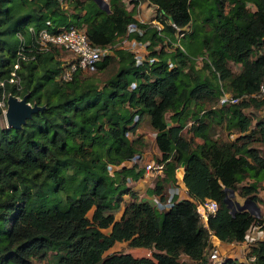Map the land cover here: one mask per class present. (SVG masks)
I'll return each instance as SVG.
<instances>
[{
    "label": "trees",
    "instance_id": "trees-1",
    "mask_svg": "<svg viewBox=\"0 0 264 264\" xmlns=\"http://www.w3.org/2000/svg\"><path fill=\"white\" fill-rule=\"evenodd\" d=\"M68 1L69 10L58 0H0V98L9 93L42 106L17 127L0 125V264H31L33 259L43 264H264L263 221L246 208L231 211L224 200L232 189L256 201L255 190L264 179V154L247 143L214 136L210 123L223 117L227 130L241 132L250 122L242 109L261 107L264 100L247 95L205 106L218 100L221 81L234 95L255 89L264 70V0H147L180 27L189 26L179 38L182 48H160L158 60L140 64L129 50L114 48L96 61L95 68L114 58L118 64L101 85L82 77L80 70L68 79H56L61 68L58 51L45 50L20 60L15 87L6 78L18 34L28 39L29 25L83 27L92 44L104 45L136 20L137 0L128 8L124 0H106L108 11L93 0ZM164 26L172 32L171 26ZM132 34L147 37L150 45L161 39L152 27ZM196 57L199 67L194 65ZM167 58L173 66L166 65ZM230 62L240 68L231 70ZM144 114L154 130L156 159L163 161V173L149 192L162 197L174 180V167L183 162L188 197L176 198L161 210L138 199L126 184V176L137 178L141 168L106 167L142 151L135 130ZM255 122L264 127V118ZM195 136L199 140L193 142ZM123 193L130 199L114 218ZM205 196L217 203L207 226L195 210V201ZM254 223L263 230L250 249L252 259L211 260L214 246L208 230L221 240L240 241ZM121 240L154 250L151 256L105 252ZM181 253L193 262L179 259Z\"/></svg>",
    "mask_w": 264,
    "mask_h": 264
},
{
    "label": "built area",
    "instance_id": "built-area-1",
    "mask_svg": "<svg viewBox=\"0 0 264 264\" xmlns=\"http://www.w3.org/2000/svg\"><path fill=\"white\" fill-rule=\"evenodd\" d=\"M61 6H65V0H58ZM131 2L133 0H125ZM138 1V0H137ZM172 27V32H168L165 23ZM152 27L156 35L161 37L160 40L150 45V40L147 37L139 38L132 33L143 34L144 31ZM189 29V26L180 27L169 16L160 14L151 19H137L129 21L126 25V29L123 35L119 36L114 42L104 45H94L87 38V35L83 27L75 25L60 26L52 30L46 26L35 28L31 25L27 27L29 38L25 39L21 34H18L19 43L15 50V60L12 63V67L9 70V76L6 78L8 82H11L15 87H19V75L16 69L19 67L20 60H27L35 58V55L45 50L56 49L58 51L57 58L59 59V65L61 66L58 73L55 75L56 79H68L71 77L72 72L75 70L89 71L95 68L96 61L104 54H112L114 48H125L132 54L135 64H140L144 59L148 63L158 60L156 52L161 48L168 50L173 47L182 48L179 38ZM132 34V35H130ZM154 52V53H153ZM200 60L199 57H197ZM166 65L171 67L174 62L166 59ZM2 83V81H0ZM133 83L134 82H130ZM132 85V86H133ZM9 94V93H8ZM254 96L264 100V70L257 82L255 89L249 93L231 94L229 92L221 91L218 95V104L223 101L236 102L243 96ZM7 96V95H6ZM0 98L1 110L4 111L6 102L5 98ZM3 113V112H2ZM137 118V114L133 115V119ZM154 135V130H153ZM145 153L134 152L128 158L122 160L118 164L107 163L108 170H112L120 165L133 166L134 169H142V173L137 178L133 179L130 176H126V182L139 179L142 182L154 184V180L157 176H161L163 173V161L157 160L152 156L145 157ZM183 165L178 163L173 169L174 180L165 187L163 196L157 192H150L148 195L143 193V199L148 200L156 209L161 210L167 208L174 199L180 197H188L182 180ZM181 187H183L181 191ZM142 199V198H139ZM217 207V203L213 198L205 196L201 200L195 201V210L198 213L200 222L206 225L207 216L214 213ZM256 228L255 230H252ZM209 231V239L212 237V233ZM262 234V229L258 226L251 224L244 232L243 238L239 241L244 244V247L248 250V253L244 257V261L253 258V254L250 253V249L256 244L259 239V235ZM210 258L214 262H219L221 259L217 258L214 248L210 252Z\"/></svg>",
    "mask_w": 264,
    "mask_h": 264
},
{
    "label": "rangeland",
    "instance_id": "rangeland-1",
    "mask_svg": "<svg viewBox=\"0 0 264 264\" xmlns=\"http://www.w3.org/2000/svg\"><path fill=\"white\" fill-rule=\"evenodd\" d=\"M65 4L66 5L62 6V7H66L67 10L72 9V4L70 1L66 0ZM112 53H113V51H112ZM117 65H118L117 60H116V58H114L111 61L107 62V64L102 68H94L93 70L83 71L80 74L82 77H85L89 80L94 81L96 84L101 85L102 82L110 74H112L116 70ZM230 68L233 71H237L239 68V65L238 64H232L230 66ZM132 85H133V83H130L129 87H132ZM219 87L221 88V90H225L224 85H223V81L220 82ZM217 103L218 102L216 100V102L214 104H205V106H206V108L218 106L219 104H217ZM242 112L244 114H246L250 120L249 126L245 127V129H243V131L239 132V130L237 128H234L232 126H231L232 128H230V131L227 130L228 128L225 126V120L223 117L221 118V121L219 123H216L215 119L211 118L210 123L213 125V128H212L213 135L220 137L222 139H229V138L233 139L234 138V140L237 144L247 143L251 146H254L260 154H264V127L261 128L260 125L259 124L257 125L255 122L256 119L264 118V105L261 107H253L251 105H248L242 109ZM164 117L166 120H169V112L168 111L164 112ZM205 119H208V118H204L203 120H205ZM5 124H6L5 118L3 116V113H1L0 114V125H5ZM188 124L189 123L186 124V127L188 126ZM135 135H138L143 142L141 149H142V154L145 153V155H146L145 157L152 156V157L156 158L159 155V152L156 149L154 141H153V129L149 125L147 115L144 114L139 118L138 125H137V128L135 130ZM129 136H130V134H129ZM223 137H225V138H223ZM194 140H199V137H194L193 142H194ZM248 180H249V178H246L244 181H242V183L248 182ZM134 192H136V191H134ZM255 194L257 195V199H256V201H254V203H255L254 206H256L257 209H256V207L252 206L250 203L245 205V206L256 217H258L259 219H261L263 221V226H264V180H262L258 183L257 188L255 190ZM121 198H122V200L119 204V208L113 212L114 218L119 217L121 210L123 208V205L130 199L129 195L127 193H123ZM231 198H232V200H237L238 202H242L243 199H246L247 197L240 196L236 191H233ZM91 210H92V207H90L86 211L87 216H90ZM254 226H258V224L254 223ZM107 229L108 228H102L103 231H107ZM255 229L256 228H253L252 230H255ZM152 250H154V248L151 246L150 247L131 246V245H127L126 241L121 240L120 242H114L113 245H111L110 247H108L105 250V252H107V251H128L133 255H149V256H151ZM209 250L210 249L207 250V253L209 252ZM214 252H215V249H214ZM244 256H242V257L244 258ZM178 258L179 259H187V261L193 262L185 254H182V253L179 254ZM31 264H43V260L39 261V260L33 259L31 261Z\"/></svg>",
    "mask_w": 264,
    "mask_h": 264
},
{
    "label": "crops",
    "instance_id": "crops-1",
    "mask_svg": "<svg viewBox=\"0 0 264 264\" xmlns=\"http://www.w3.org/2000/svg\"><path fill=\"white\" fill-rule=\"evenodd\" d=\"M125 3H126V7L128 8L130 2L125 1ZM133 15L137 19L147 20V19H151V18H154V17L160 15V13L158 12V10L154 4L149 3L147 0H138L136 3L135 12L133 13ZM195 60L196 61H194V65L196 67H199L201 61H199L197 59V57L195 58ZM232 64H238L239 65V63H237V62H230L229 63L230 66ZM239 68H240V65H239ZM223 91L229 92L227 90H223ZM167 122L169 124V123H171V120L169 119V120H167ZM187 123H189L188 120H187ZM195 137H197V136H195ZM223 138H225V137H223ZM229 139L234 140V138L233 139L229 138ZM262 180H264V179H262ZM126 184L128 186H130L132 190L136 191L135 194H136L138 199L139 198L143 199L144 195L140 196L141 193L148 195L150 193L149 189L152 186V183L142 182L139 179L128 181V182H126ZM180 189L182 191L183 187H181ZM184 189H185V186H184ZM184 189H183V191H184ZM213 236L216 238L215 240L213 239ZM261 236L262 235H259L258 237L261 238ZM210 241L214 246L215 254H216L217 258H219V259H222L224 256H228V257H234L240 261H244V258L242 256H244L245 254L248 253V250L244 247V244L242 245V243L239 241H224V240L219 239L215 234H212ZM115 242H120V241H115Z\"/></svg>",
    "mask_w": 264,
    "mask_h": 264
},
{
    "label": "water",
    "instance_id": "water-1",
    "mask_svg": "<svg viewBox=\"0 0 264 264\" xmlns=\"http://www.w3.org/2000/svg\"><path fill=\"white\" fill-rule=\"evenodd\" d=\"M93 1L104 10L106 11L109 10L108 3L106 0H93ZM5 102L6 105L3 111V116L5 118L6 125H11L15 127L19 126L24 121L25 117L30 114V112L42 107L39 104L36 103L30 104L29 102L25 101L24 96L17 97L14 94H7L5 98ZM180 163L183 164V162ZM232 194H233V190L229 189L228 194L224 197V200L227 203V205L230 206L231 211L234 209V207L246 208L245 205L249 203L252 206L255 205L254 201L249 198L243 199L242 202H238L237 200H232L231 198Z\"/></svg>",
    "mask_w": 264,
    "mask_h": 264
},
{
    "label": "bare ground",
    "instance_id": "bare-ground-1",
    "mask_svg": "<svg viewBox=\"0 0 264 264\" xmlns=\"http://www.w3.org/2000/svg\"><path fill=\"white\" fill-rule=\"evenodd\" d=\"M18 97V96H17ZM213 239H216L214 236H213Z\"/></svg>",
    "mask_w": 264,
    "mask_h": 264
}]
</instances>
